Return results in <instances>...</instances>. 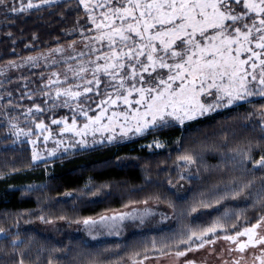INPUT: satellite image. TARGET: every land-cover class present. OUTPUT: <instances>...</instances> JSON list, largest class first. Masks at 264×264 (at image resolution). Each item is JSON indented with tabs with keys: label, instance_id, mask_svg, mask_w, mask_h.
<instances>
[{
	"label": "trees",
	"instance_id": "1",
	"mask_svg": "<svg viewBox=\"0 0 264 264\" xmlns=\"http://www.w3.org/2000/svg\"><path fill=\"white\" fill-rule=\"evenodd\" d=\"M81 11L79 0L17 13L0 9V225L6 231L0 237V264H12L21 256L25 264L50 260L53 264H128L149 255L187 250L189 245L180 241L191 231L199 235L201 229L215 225L219 227L215 236L221 237L234 232L233 225L242 230L255 222L264 214V199H258L264 197V169L252 166L264 155L259 117L264 97L183 125L153 128L123 143L32 163L26 140L17 141L8 132L5 115L24 107L44 108L42 79L32 71L18 79L3 66L85 37L91 27ZM63 112L61 108L37 112L32 120L49 124ZM23 126L32 129L29 122ZM186 155L194 162L183 159ZM237 189L243 190L236 194ZM149 200L172 210L169 226L123 240L88 243L77 236L56 239L31 228L14 229L13 215L18 212L73 224ZM17 238L19 244L13 247ZM195 243L194 237L191 244Z\"/></svg>",
	"mask_w": 264,
	"mask_h": 264
},
{
	"label": "snow or ice",
	"instance_id": "2",
	"mask_svg": "<svg viewBox=\"0 0 264 264\" xmlns=\"http://www.w3.org/2000/svg\"><path fill=\"white\" fill-rule=\"evenodd\" d=\"M79 2L93 13L100 10L102 16L99 23L95 15L90 16L98 34L86 38L84 47L88 51L70 46L79 55L72 52L67 54V60L70 61H79L86 56L87 63L68 64L63 73L52 71L48 84L44 86L62 85L55 90V97L66 99L62 104L53 103L52 106L70 108L73 112L72 128L68 127L67 117L63 120L53 119L52 123H63L64 131H75L76 135H81L87 133L92 125H99V128L92 131L114 132L119 127L121 133L126 134L128 129L124 125L131 119L137 121L136 132L142 134L143 129L139 126L141 122L144 128L150 123L154 127L163 128L169 125L166 116L183 124L185 117L194 118L197 109L201 114L210 110L213 106H206L198 99L204 94L213 96L217 102L223 100L224 106H231L235 101L251 95L264 96V0ZM56 3L59 0H40V3L28 0L26 6L16 7L15 0H0V9L17 13L40 8L41 4ZM87 41L98 42L102 48L106 46L107 50L97 48L95 43L89 44ZM68 72L73 74L71 78ZM102 84L103 93L100 91ZM94 89L97 96L102 95L104 98L99 102L93 101L100 111L97 115L90 116L89 112L95 109L83 105L92 99L87 94ZM44 95L48 97L44 103L49 104L52 97L48 91H44ZM82 96L83 100L80 99ZM69 100L77 101V107L72 108ZM134 105L137 107H133ZM32 111L33 109H28L29 113ZM35 111L43 112L45 109L37 105ZM109 112L111 114L106 115ZM77 114L87 120L80 129L76 128ZM148 117H151L150 121ZM105 118L108 122L101 124ZM121 118L124 125L120 123ZM157 120L161 121L159 125ZM36 128L45 130L46 126L40 122L36 123ZM48 138L45 136L44 140L47 141ZM105 139L111 141L112 137ZM50 154L55 153L53 151ZM245 155L252 160L250 154ZM38 159L42 157L38 153L34 154L33 161ZM183 159L194 162L191 155H186ZM252 166L264 169V155L253 160ZM242 190L237 189L236 194ZM261 190L264 191V186ZM123 218V215L119 217ZM40 219L51 223L44 221L43 217ZM102 219L115 220L117 217ZM84 223L87 225L89 221L85 220ZM233 227L236 230L222 238L230 242L229 253L239 252L241 255L224 264H241V261L248 264L249 256L251 264H264V214L255 222L243 225V230L238 225ZM215 228L213 225L201 229L200 235L191 231L180 243L189 245L187 251L192 250L193 237L200 241L197 247L214 244L216 239L221 238L215 236ZM209 233L213 234L212 238H202L209 236ZM4 236L6 231L0 228V237ZM241 237L246 239L241 240ZM18 244V238L12 241L13 247ZM248 249L254 251L248 253ZM175 255L185 256L186 251L177 250ZM12 264H25V260L21 256L18 260H13ZM49 264H53V261L50 260ZM184 264L192 262L185 261Z\"/></svg>",
	"mask_w": 264,
	"mask_h": 264
},
{
	"label": "rangeland",
	"instance_id": "3",
	"mask_svg": "<svg viewBox=\"0 0 264 264\" xmlns=\"http://www.w3.org/2000/svg\"><path fill=\"white\" fill-rule=\"evenodd\" d=\"M18 4V7L26 6L28 0H15ZM62 1V0H59ZM33 3H40V0H32ZM81 4V3H80ZM45 5H53V4H41L40 7ZM82 7V15L84 14L88 20V24L90 25L89 33L85 37H81L79 39H73L68 42H65L63 45H58L57 47L38 51L32 55H28L22 58H18L17 60H13L12 62L4 65L5 70L12 75H16L18 79L25 77L29 72H35L42 79L41 87L42 93L40 96L45 101L48 99L44 95V91H48L49 96L52 97V101L49 104L44 103L45 110H54L56 108H61L63 110V114L61 117L56 118L58 120H63L67 117V124L69 128H72V117L73 112L70 110L69 107H62L57 106L53 107V103L62 104L63 101L66 99L65 97L56 98L55 97V90L57 88L62 87L60 84H53L51 87H44L48 84V78L51 77L52 71H57L63 73L67 69L68 64L76 65L80 62L87 63L88 57H82L79 61H70L67 60L68 52H72L74 55H79L78 51H74L75 49H82L83 51L87 52L88 49L84 47V43L87 37H91L93 35H97L98 33L95 31V24L92 23L90 20V16L95 15L97 19V23L102 20L101 11L97 10L94 13L86 10L81 4ZM33 9V8H32ZM29 10V9H27ZM75 42V43H74ZM89 44L95 43V47L102 48L101 44L98 42L87 41ZM106 44V42H105ZM55 49H61V52L54 51ZM102 50L106 51V46L102 48ZM32 57V60L28 58ZM55 62V63H54ZM159 71V69H158ZM72 73L68 72V76L71 78ZM103 78V77H102ZM54 79V78H53ZM106 79V78H103ZM79 82V81H77ZM101 93L104 91V85H101L100 89ZM92 99L86 101L83 105L84 107H91L95 109V111L89 112L90 116H95L100 111L96 108V103L99 102L100 99L104 98L102 95L97 96L95 94V89L92 93L87 94ZM264 96L260 95H251L246 97L243 100H237L231 106H224L223 100L217 102L213 96H209L207 94L201 95L198 99L201 103H205V105H211L213 107L210 110L204 112L203 114L197 109L194 114V118L188 119L187 117L184 118L183 124L190 122L194 119L212 114L214 112L220 111L225 108H229L235 106L237 104L247 102L252 99H259ZM80 99H84L82 96ZM69 105L72 108L77 107V101L69 100ZM137 107V106H133ZM29 108H20L19 110L15 111L13 115H5V119L7 120V129L8 132L15 138V140L19 141V139L26 140L28 147L31 152V160L32 163L43 162L47 160H52L55 158H59L61 156L68 155L78 150H83L87 148L96 147L102 144H118L123 143L128 140H132L138 138L144 134H146L150 129L153 128H160L154 127L151 123L148 125L147 128H144L143 122L140 123V127L143 129V133L136 132L137 121L136 120H129L127 125H124V121L121 118L120 123L125 126L127 130L126 134L121 133V129L117 127L115 131H107V130H100L93 132L92 129L99 128V125H92L87 133H82L81 135H76L75 131H64L65 125L61 124H53L51 119L48 123L43 124L46 126L45 130H40L36 128V123L32 120L33 114L37 113L35 109H33L32 113L28 112ZM7 112V111H6ZM259 117L261 118V126H264V107L259 112ZM109 112L106 115H110ZM183 116L184 114L181 113ZM55 119V118H54ZM76 119L78 121L76 128L80 129L83 127L84 123H87V120L79 116L77 114ZM149 121L151 117L147 118ZM165 119L170 124L174 125H183L178 120L173 119V117L166 116ZM29 122V125H32V129L24 128V124ZM108 121L105 118L101 121V124H106ZM161 121L157 120V125H159ZM15 125V127H12ZM130 126V127H129ZM264 130V127H262ZM17 133H20L17 135ZM27 134V135H26ZM48 136V140L45 141L44 137ZM111 136L112 139L109 141L105 139V137ZM83 141V143H81ZM59 142V143H58ZM54 151L55 154H50ZM38 153L42 159H38L33 161V155ZM187 172V171H186ZM185 172V173H186ZM183 173V175H185ZM33 213L25 212L21 213L18 212L13 215V218L17 220V224L14 229H18L17 231L22 230L23 228H31L38 233L51 236L56 239L64 237H80L85 242L88 243H97V242H106L112 240H123L124 238L133 235V234H144L151 231H158L164 227H168L169 223L172 219V210L162 204L158 200H149L142 202L140 204H130L122 209L112 210L108 212L100 213L91 218H85L82 220L74 222L73 224L67 223L65 220L58 219L52 220L47 219V216H40L44 218V221H51V223L43 222L40 217L33 218ZM123 215V219H119L120 216ZM111 218L117 217V219H102V218ZM85 220H88L89 223L86 225L84 223ZM92 221H96V223H92ZM1 222V220H0ZM1 228V225H0ZM219 229L216 226L215 231ZM222 229V228H220ZM243 230V229H242ZM200 235V234H199ZM212 233H209V236L202 237L203 239L207 240ZM221 236V238L216 239L214 244H205L204 247L200 248L197 247L200 244L199 240H196L195 244H192V250L186 251V255L182 257H177L175 255L176 252H167V253H159L156 255H149L145 256L140 259H135L130 261L128 264H184L185 261H191L192 264H224L225 261H232L239 257L241 254L239 252H228V248L231 246L230 242L225 241ZM194 238V237H193ZM241 240L246 239L245 237H241ZM189 247V246H188ZM214 250V251H213ZM254 249H248V253L253 252ZM258 254V253H257ZM147 257V258H146ZM241 264H245V261H241ZM248 264H251V257L249 256Z\"/></svg>",
	"mask_w": 264,
	"mask_h": 264
}]
</instances>
